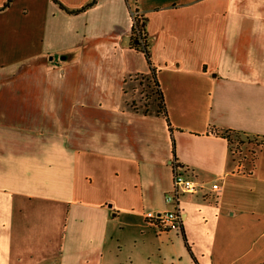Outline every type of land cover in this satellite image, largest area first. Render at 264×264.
I'll return each mask as SVG.
<instances>
[{"label": "crops", "instance_id": "obj_1", "mask_svg": "<svg viewBox=\"0 0 264 264\" xmlns=\"http://www.w3.org/2000/svg\"><path fill=\"white\" fill-rule=\"evenodd\" d=\"M133 2L0 12V264H264V0ZM132 9L168 121L126 100L152 74ZM215 129L246 136L241 157ZM171 162L205 186L180 231L145 218L169 208Z\"/></svg>", "mask_w": 264, "mask_h": 264}, {"label": "built area", "instance_id": "obj_2", "mask_svg": "<svg viewBox=\"0 0 264 264\" xmlns=\"http://www.w3.org/2000/svg\"><path fill=\"white\" fill-rule=\"evenodd\" d=\"M133 19L139 15V11L132 9ZM235 156L241 157L238 150L232 151ZM174 166L173 190L166 194L165 201L169 208L161 212H148L145 214L146 220L162 231H180L183 225V209L181 207L182 197L186 194L195 195L202 192L205 186L196 178L182 169L177 163L171 162ZM214 191H219V186L213 185Z\"/></svg>", "mask_w": 264, "mask_h": 264}, {"label": "trees", "instance_id": "obj_3", "mask_svg": "<svg viewBox=\"0 0 264 264\" xmlns=\"http://www.w3.org/2000/svg\"><path fill=\"white\" fill-rule=\"evenodd\" d=\"M52 1L58 3L62 7V9H64L69 14H78V13L84 12L87 9L92 8L98 2V0H90L85 6H83L80 9H69L65 7L63 4H61L58 0H52ZM12 3H13V0H6L4 5L0 6V12L8 9ZM147 23H148V19L140 13L133 19V27H132V34H131V40H132L131 47L136 50L142 51L145 54L146 60L152 71L150 79L153 81L154 87L156 86L157 88V91L155 92V95H156L155 101L157 103L156 113L159 115H163L168 121L169 119H168V114L166 111L167 109H166L165 99L161 91V88L159 86V83L157 81V77H156L157 71L154 67V64L151 59V54L149 52L150 44H149V38H148L149 35L147 31ZM211 132L223 138H227L231 145L234 144L235 142L243 144V141H244L243 136H242L243 134H240V132H235L233 130L215 129V130H211ZM174 148H175V142H174ZM183 237L185 239L188 249L190 250V246L187 242L185 234L183 235Z\"/></svg>", "mask_w": 264, "mask_h": 264}, {"label": "rangeland", "instance_id": "obj_4", "mask_svg": "<svg viewBox=\"0 0 264 264\" xmlns=\"http://www.w3.org/2000/svg\"><path fill=\"white\" fill-rule=\"evenodd\" d=\"M131 4L135 6L133 0H130ZM126 91L128 93V95L126 96V100H128L131 104L132 107H135L136 109H138L141 112H145V113H154L156 110V95L155 92L157 91L156 86L154 87L153 81L149 78V77H142L140 75L138 76H134L130 82L128 83L127 87H126ZM246 137V136H244ZM243 137V138H244ZM252 139V138H251ZM239 143L235 142L234 144H232V150H240L239 149ZM248 150V149H246ZM242 155H246L245 149L243 150ZM149 237H148V252H150V249L153 250V248H151L152 243L155 242L154 238H155V233H148ZM151 264H156L157 263V259H155L154 257L151 260Z\"/></svg>", "mask_w": 264, "mask_h": 264}, {"label": "water", "instance_id": "obj_5", "mask_svg": "<svg viewBox=\"0 0 264 264\" xmlns=\"http://www.w3.org/2000/svg\"><path fill=\"white\" fill-rule=\"evenodd\" d=\"M127 41H128V44H130L132 40H131V38H130V39H128Z\"/></svg>", "mask_w": 264, "mask_h": 264}]
</instances>
